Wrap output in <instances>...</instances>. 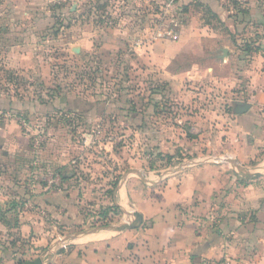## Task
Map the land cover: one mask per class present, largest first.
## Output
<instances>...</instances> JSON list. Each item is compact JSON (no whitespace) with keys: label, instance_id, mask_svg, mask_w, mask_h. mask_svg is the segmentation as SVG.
Instances as JSON below:
<instances>
[{"label":"rangeland","instance_id":"1","mask_svg":"<svg viewBox=\"0 0 264 264\" xmlns=\"http://www.w3.org/2000/svg\"><path fill=\"white\" fill-rule=\"evenodd\" d=\"M255 2L264 11V0ZM176 3L168 6L167 0H0L1 218L7 220L10 215L11 223L16 221L19 226V217L31 213L42 215L48 223L55 219L47 215H81L71 223L56 225L49 243L64 251L55 244L60 238V245L67 243L69 247L75 243V235L121 222L124 214L119 207L116 209L114 197L126 180L150 183L160 173L166 178L175 165L204 160L231 166L225 161L228 157L213 155V151L202 160L185 150L186 139H191L188 134L194 131L190 117L201 113L199 107L192 109L189 103L204 101V106L210 105L212 114L208 113V120L206 116L205 119L213 137L218 131L217 115L223 107L227 108L220 78H244L235 71L253 63L255 56H262L257 72L264 77V45L259 43L264 28L256 29L250 40L238 44L237 29L221 27L222 32L228 31L233 43L216 44L212 61L190 56L175 61L171 72L195 63L204 68L213 65L215 69L212 74L216 79L205 80V85L180 81V94L164 72L137 57L139 51H146L153 43L168 40L164 36L158 38V33L169 32L173 21L179 27L187 22L183 7L178 10ZM243 3L244 0H223L227 8L241 9ZM73 8L75 11H71ZM26 11L33 15L32 19L42 16L46 21L47 28L39 33L38 41L48 40L41 48L25 45L12 29L11 20L23 24ZM88 25L98 30L90 52L83 50L77 55L71 46L61 43L68 33L80 34ZM179 27L178 32L182 30ZM127 39L131 40L129 44ZM136 40L141 42L139 47L131 44ZM13 47L34 58L25 69L17 62L19 54L11 52ZM206 47H213V43ZM224 48H230L225 58ZM238 50L242 54L248 52L243 54L245 57L251 56L245 59L247 66H240L235 57L230 59L235 62L231 73L228 66H219ZM192 85L194 89H190ZM184 88L203 94V98L196 96L187 104ZM161 148L176 150L162 153ZM259 159L250 163L253 171L248 176L262 164ZM64 177L69 179L64 181ZM47 197L55 207L54 214L47 210L49 205L41 203L40 198ZM65 201L69 206L64 210ZM34 257L26 254L19 261L25 264Z\"/></svg>","mask_w":264,"mask_h":264},{"label":"crops","instance_id":"2","mask_svg":"<svg viewBox=\"0 0 264 264\" xmlns=\"http://www.w3.org/2000/svg\"><path fill=\"white\" fill-rule=\"evenodd\" d=\"M126 1L141 3L144 0ZM244 1L240 9L227 8L223 0H177L175 3L178 10L180 6L183 7L188 26L181 24L179 28L182 30L175 38L153 43L146 51H139L137 57L164 72L180 94H183L182 82L205 85V80L211 77L216 79L212 74L215 70L213 65L204 68L195 63L175 72H171L170 66L186 56L212 61L216 44L233 43L228 31L222 32L221 27L237 29L238 44L250 40L256 29L264 28V11L255 0ZM71 11H75V8ZM73 14L74 17L78 16ZM24 16L23 24H14L15 21L11 20L13 31H17V36L25 45L41 48L48 40L38 41L39 33L47 28L44 24L46 21L42 16L32 19L33 15L27 11ZM82 30L77 35L68 33L61 40L63 45L77 51V55L83 50H92L93 37L98 32L93 25ZM62 31L66 32L64 28ZM127 40L129 44L131 40ZM136 42L139 41L131 43L133 47ZM207 43H213V47L207 48ZM259 43L264 45V36ZM102 45L107 47L106 44ZM15 47L11 52L19 54H16L17 62L21 69H25L34 58L21 54ZM233 54L235 56L229 55L228 59L219 63L221 68L228 66L230 73L235 63L230 61L232 57L240 66H247L245 59L251 58L245 57L240 50ZM253 58V63L235 71L244 78H220L227 108L223 107L217 115L218 131L213 137L206 123L208 113L210 116L212 114L210 105L204 106V101L203 104L197 101L189 103L192 109L199 107L201 113L190 117L194 122V131L188 134L191 139H186L185 150L202 160L213 151V155L236 161L240 169L230 163L231 166H226L204 160L185 167H182L184 164L175 165L166 178H162L160 173L150 183L128 179L124 186H119L114 197L124 215L121 222L112 227L133 224L134 215L131 214L138 213L140 219H137L136 227L89 236L75 235V243L64 251L49 243L56 225L63 224L60 223L63 221L71 223L81 215H69V218L67 215H47L55 219V222L48 223V219L42 215L31 213L19 217V226L16 221L11 223L10 215L7 220L0 217V264H17L19 257L26 254L34 255L36 258L33 260H36L47 252L53 253V257L45 264H212L226 260L230 264H264V77L257 72L262 56ZM237 85L238 89L235 90ZM190 89H194L193 85ZM205 89L209 90L206 86ZM186 90L189 89L184 88L183 96L187 104L196 96L199 100L203 98V94ZM243 106L247 110L241 112ZM171 150L174 152L176 149L167 148L165 151L161 148L160 152ZM259 158H262V164L254 169V174L249 175L255 178H250L248 174L253 171L250 163L260 161ZM140 174L138 171L137 175ZM257 174L259 176L256 177ZM40 200L49 205L47 210L54 214L51 199ZM65 202L62 205L64 210L69 206ZM86 238L90 240L80 241ZM21 243L23 247L20 250Z\"/></svg>","mask_w":264,"mask_h":264},{"label":"water","instance_id":"3","mask_svg":"<svg viewBox=\"0 0 264 264\" xmlns=\"http://www.w3.org/2000/svg\"><path fill=\"white\" fill-rule=\"evenodd\" d=\"M223 53H224V57H227L228 51L227 50H224ZM246 110H247V107H245V106H243V107L240 108V111L241 112H244ZM225 161L228 162V163H230L231 165H233L235 167H238L239 169L241 168L239 166V164L236 161L232 160V159H227ZM186 165H188V164H185L182 167H185ZM257 176H259V174H257L256 177ZM250 178H255V177H250ZM131 215H134V222H133V224H129L128 223V224L123 225L121 227H112V226H110V227H94V228H91L89 230L84 231L82 234L84 236H89V235L99 234V233H101L103 231H117V232H119V231H124V230H127V229H133L134 227H136L137 219L138 218L140 219V216H139L140 214L133 213ZM52 257H53V253L47 252L42 257H39V258H37L36 260H33V261H29V262H27L25 264H45Z\"/></svg>","mask_w":264,"mask_h":264},{"label":"built area","instance_id":"4","mask_svg":"<svg viewBox=\"0 0 264 264\" xmlns=\"http://www.w3.org/2000/svg\"><path fill=\"white\" fill-rule=\"evenodd\" d=\"M176 1H177V0H169V4H168V6L173 5ZM173 22H174V24L172 25L171 30H170L169 32H165V33H161V32H159V33H158V38H162V37L164 36V37H168V39H173V38L176 37V35H177V33H178L177 28L179 27V24L176 23L175 21H173ZM140 45H141V42H140V41L134 43V47H138V46H140ZM58 237H59V236H58ZM60 242H62L61 238H60L59 241L57 240V241L55 242V244H56V245L58 244V247H59V248H62V249H64V250H66V249L68 248V247H67L68 244H67V243H64V244L61 243V245H60ZM212 264H230V262H229L228 260H226V261H214V262H212Z\"/></svg>","mask_w":264,"mask_h":264},{"label":"trees","instance_id":"5","mask_svg":"<svg viewBox=\"0 0 264 264\" xmlns=\"http://www.w3.org/2000/svg\"><path fill=\"white\" fill-rule=\"evenodd\" d=\"M167 1H169V0H167ZM242 13H243V11H241ZM246 54L248 53V52H245ZM170 159V158H169ZM69 179V177H64L63 178V180L65 181V180H68ZM117 210H118V207L116 208ZM17 264H23L22 262H19V263H17Z\"/></svg>","mask_w":264,"mask_h":264}]
</instances>
